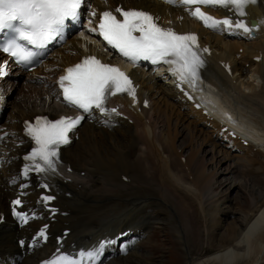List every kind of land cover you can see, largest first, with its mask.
<instances>
[{
	"label": "bare ground",
	"instance_id": "6f19581e",
	"mask_svg": "<svg viewBox=\"0 0 264 264\" xmlns=\"http://www.w3.org/2000/svg\"><path fill=\"white\" fill-rule=\"evenodd\" d=\"M117 4L125 7L143 6L152 9L158 13L160 18L163 17V21L166 20L179 30L192 28L200 30L204 41L210 43L213 48L204 70V76L219 89L222 94L221 101L236 118V121H230L231 125L240 131L238 133L243 137H248L249 141V144L244 147L239 139H231L226 135L227 142L230 143L229 147L235 143L238 144L241 150L248 153L246 163L252 165L255 168L254 171L259 172L258 174L260 171L264 173V33L259 34L253 40L246 41L244 35L229 30L208 32L189 18L187 9L169 8L152 0H103L96 1L95 6L97 9H105ZM248 12L250 14L259 12L264 15L263 0H261L260 8L259 6L249 7ZM83 46H87L89 50L92 48L89 45L83 44ZM239 49H242L240 53ZM83 54L85 51L82 45L80 47V42L72 38L63 46L59 56L52 57L41 66L39 72L43 75L41 79L34 80L31 77L27 84L17 89H15L14 83L11 84L12 92L15 89V99L12 102V112L9 115L11 122L4 121L3 124H0V136H2L0 138V212L6 211L8 199L18 191L19 185H26L20 191L25 201L24 207L37 206L36 199L39 191L36 183L32 179H23L20 175L21 155L29 145L21 134V122L34 115L45 113V111H48L52 116L62 112V106L57 96L55 100H49L46 97L47 87L44 85H49V90H53L54 87L49 80L50 74H56L62 70V66L72 64ZM259 54H261V60H253ZM222 61L231 63L233 76L224 73L220 66ZM246 62H249V68L245 67ZM14 75H16L15 72L12 73V76ZM247 76H249L248 79L253 77L254 80H257L258 85L255 86L252 82L245 80ZM134 77L140 83V97L149 100V108H141L140 111L136 109L134 112V109L128 108L126 99H120L119 102L124 104L125 112L132 119V123L112 115H90L89 119L80 126L78 139L62 148L61 160L64 165L57 164L56 171L48 174L57 194L56 203L59 205V209L64 212L62 215L57 214L56 220L50 224L51 233L52 237H55L63 230H70L66 241L63 242L66 251H74L77 254L81 250H91L93 246L98 245L96 239L103 235L116 236L126 229L146 230L150 222V215L155 213V209L150 197L140 193V189H144L141 186L140 189L132 187V192L127 196L124 195L125 200L128 199L126 206L118 214H112L115 221L114 229L110 228V223L108 224L104 217L106 214L116 211L115 208L118 205L116 200L119 194L121 197L123 196L121 190L125 189L122 186H126L127 183L136 185L138 182L137 176H134L135 170L142 173L147 180L149 176L156 173L152 178L157 177L161 183L166 181L168 186L175 190L179 187L178 183L186 184L185 181L188 178L186 177L184 181L182 171L185 170L187 173L192 171V168L187 165L190 158L186 156L184 169L182 165L184 162L177 163V154H182L184 148L183 146V149L180 148L181 153L175 152L176 141L173 144L174 138H171L170 127L176 120L172 119L171 121V117L176 116L177 118L180 115L179 111H187L194 123L202 124L213 139L218 136L220 133L218 129L222 126L216 119L225 121L217 109L214 111V120H206V116L201 115V110L194 109L192 104H188L178 95L173 87L172 79L161 70L159 74L136 70ZM13 78L15 77L7 80L8 83H11ZM233 80L235 83H232ZM23 89L25 93H23ZM9 95L5 96L4 94L3 96L9 100L11 99ZM0 99L2 100V97ZM215 102L216 99L207 105L211 107V104L214 105ZM15 113L17 115L13 118ZM189 123L191 122L189 121ZM180 127L181 124L176 130L183 129ZM171 130L174 131L173 128ZM205 138L208 139L207 134H205ZM256 148H259L263 153ZM226 154L228 155V153ZM249 154L256 156V160H251ZM181 157L179 161H181ZM222 158L227 161L226 155ZM246 163L245 165H247ZM67 165L71 166V172L65 171ZM172 170L176 173L172 174ZM225 172L230 173L227 168ZM123 177H126L128 181L125 182ZM188 186L190 185L188 184ZM192 191H194V195L197 194L195 200L202 203L199 188H194ZM253 202L251 204L252 213L242 219L239 232L234 231L235 235L230 238L233 241L220 247L224 250L207 256L208 258L206 257L199 264H245L244 261H250V258H253L251 264H264V200L259 207H257L259 204L257 201ZM201 203L200 206L203 209L204 205ZM219 206L222 207L221 204ZM219 206H217L216 212L218 214L226 213ZM92 209L95 210L93 213L95 220L100 223L97 229H94L92 223L86 218ZM178 210L184 215H190L191 221V211H184L180 208ZM121 218H124L125 223ZM188 219V217L185 219L186 222ZM47 222V213H44L37 221L31 222L23 229H17L6 217V222L0 228L2 263L37 264L39 260L53 252L56 248L54 240L48 241L46 245L37 243L33 253H30L26 248L20 250L16 245L17 239L22 237L29 239L39 225ZM186 229V232L192 237L191 233L194 231L187 223ZM135 235L123 240L129 241ZM115 243H118L117 240ZM185 247L187 249V246ZM136 251V247L131 249L129 245L118 249L113 247L106 250L104 259L110 260L109 264H130L132 261L131 264H135L131 258H137V255L132 254L141 255ZM135 262L136 264L143 263L139 258Z\"/></svg>",
	"mask_w": 264,
	"mask_h": 264
},
{
	"label": "snow or ice",
	"instance_id": "6c2138e0",
	"mask_svg": "<svg viewBox=\"0 0 264 264\" xmlns=\"http://www.w3.org/2000/svg\"><path fill=\"white\" fill-rule=\"evenodd\" d=\"M164 2L169 4L179 2L189 6V14L212 30L224 26L228 29L235 27L245 34H251L253 31L242 19H236L235 23L230 17L218 20L202 11L200 6H218L234 12L238 17H243L246 15V7L256 4L257 0H164ZM85 4L86 0H0V30L11 27L13 21L19 20L20 27L16 29L18 38L26 42L22 44L11 41L0 49L14 57L17 63L26 65L33 63L52 41L62 35L66 21L79 19L82 6ZM117 13L121 18L117 17ZM89 15L95 17L96 12L91 11ZM157 20V17L145 10L135 8L126 10L118 6L115 12L102 11L97 27L88 30L97 33L108 46L134 64L145 60L154 65L158 63L173 65L170 71L180 84L190 83L191 86H195L199 80V70L204 66L198 36L194 33L180 34L172 28L161 27ZM202 51L208 52L209 49L204 48ZM4 71V67H0V75H3ZM57 83L65 103L83 113L96 111L104 116L117 113V109L107 107L110 98L117 94L126 93L135 100L136 90L130 77L118 67L103 63L92 55L65 69V74L59 77ZM84 118L62 116L53 121L47 117H37L32 123L26 122L25 135L34 146L24 156V160L29 163H25L22 175L26 178L32 171L37 174L55 172L59 161V149L71 143L69 134L76 130ZM43 186L47 187V184ZM42 199L51 201L54 197L44 196ZM11 203L13 214L26 222V215L16 211V206L22 203L21 200L15 199ZM39 235L46 240V229ZM112 243L115 241L102 240L91 250H81L75 258L58 253L43 264H98L104 249Z\"/></svg>",
	"mask_w": 264,
	"mask_h": 264
},
{
	"label": "rangeland",
	"instance_id": "374dc122",
	"mask_svg": "<svg viewBox=\"0 0 264 264\" xmlns=\"http://www.w3.org/2000/svg\"><path fill=\"white\" fill-rule=\"evenodd\" d=\"M247 63L246 68H249ZM248 82H252L255 86L258 85V81L254 80L253 77L249 78ZM23 93H25L24 89ZM11 109L12 103L6 108L4 119H9ZM179 112V117H171V121L172 119L176 121L171 124L170 133L172 134L171 138H174L173 144L176 141L174 144L175 152L181 153L180 148L182 146L185 149L182 148L183 153L180 155L176 153L177 163L181 164L184 159L186 162L187 157L190 158L187 165L192 168V171L189 173L185 170L182 171L184 181L186 177L188 178L185 181L186 184L178 183L177 191L173 187L170 188L166 181L161 183L157 177L152 178L156 173L149 176L147 180L142 173L135 170L134 176H137L138 182H136V185L129 183L126 186L123 185L122 188H125L121 190L123 196L121 197L119 194L117 199L118 206L115 210L125 207L127 199L125 200L124 195L130 194L132 187L140 189L141 186L144 189H140V193L147 194L152 204L155 205L154 214L156 218H154L149 232L151 239L145 240L142 250H138L141 255L132 254L137 255V258H131L135 264V260L137 261L138 258L143 261L142 264H199L207 256L214 255L219 250H224L220 247L233 241L230 238L235 235L236 231L239 232L242 219H245L247 214L252 213L253 207L251 204L254 203L253 201H257V204L259 203L257 207H259L264 200V173L260 171V174H258L259 172L254 171L255 168L252 165L246 163L248 153L239 148H229V144L218 139V136L214 138L217 141L215 143L216 147L209 144L211 141L205 138L206 132L209 131L205 130L202 124L194 123L189 113ZM16 115L17 113L13 115V118ZM180 124V128L183 127V129L177 131L176 129ZM171 128L174 129L173 132ZM208 137L213 139L212 135L207 134ZM256 149L261 151L259 148ZM227 151L230 153L231 158L229 154V156L226 154ZM261 152L263 153V151ZM225 155L227 161L222 158ZM180 156H182L181 161H179ZM250 157L251 160H256V156L250 155ZM185 162L182 163L183 169L186 167ZM226 168L230 173L225 172ZM171 173L176 172L172 170ZM158 183L161 185L159 186ZM196 184L198 185L196 186ZM194 188H199L202 203L195 200L197 194H195V197L194 191H192ZM200 203L204 205L203 209ZM220 204L223 208L219 206ZM217 206L226 213L218 214L216 212ZM177 208L191 211V221L190 215H184ZM92 214L89 215L90 220ZM187 217L189 219L186 222ZM158 218L161 222L157 221ZM186 223L194 231L191 233L192 237L186 232ZM153 231L154 233L151 235ZM187 251H189V254H187ZM252 262L253 258H250V261H244L245 264H251Z\"/></svg>",
	"mask_w": 264,
	"mask_h": 264
}]
</instances>
